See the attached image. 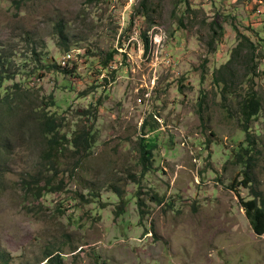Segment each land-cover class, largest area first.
Returning <instances> with one entry per match:
<instances>
[{
  "label": "rangeland",
  "instance_id": "rangeland-1",
  "mask_svg": "<svg viewBox=\"0 0 264 264\" xmlns=\"http://www.w3.org/2000/svg\"><path fill=\"white\" fill-rule=\"evenodd\" d=\"M255 192L264 0H0V264H264Z\"/></svg>",
  "mask_w": 264,
  "mask_h": 264
},
{
  "label": "trees",
  "instance_id": "trees-1",
  "mask_svg": "<svg viewBox=\"0 0 264 264\" xmlns=\"http://www.w3.org/2000/svg\"><path fill=\"white\" fill-rule=\"evenodd\" d=\"M145 1V0H144ZM59 35L61 38H64V29H61V26L58 30ZM113 55H109V57H107V61L105 62V66L108 65V63L111 61ZM225 87H227V82L228 80L226 79H222ZM241 114L243 117V124H242V129L243 132L246 133V139L248 141H251V136L248 132V124L252 121V119H254L258 113L261 111V100L257 97L256 93L254 91H252L249 95L246 96V98L243 100L242 104H241ZM44 126V132L46 135L51 136L50 140H49V151L46 152V156L44 157V161H49L52 159V156L54 157V155L56 153H58L60 151V148L62 147V144L60 142V138H59V130L57 128L56 122L49 118L47 120H45V122L43 123ZM62 139V138H61ZM70 142V141H68ZM74 147L76 148H80L82 147V145L84 144H88V137L87 134H82L78 137H76L72 142ZM143 153L141 155V158L143 159L144 164L148 163V155H150V153H146L147 151V147L146 145H143ZM253 152L252 149H244L242 148L241 152H238L236 154V160L235 162H237V164L239 165H245L247 172H246V177H247V181L245 182L246 187H248L247 183H251V179L250 174H248V170L251 167V162H252V157L248 158V160H244L246 159L245 157L250 153ZM245 155V157H244ZM55 158V157H54ZM44 181V180H43ZM51 178H46L45 179V183H48L46 185L43 186L44 192L46 191V189L48 188V186H51ZM24 185L26 187L27 190H30V192L36 196L37 192L39 190H35L34 186H35V179L27 181H24ZM37 186L40 187L39 181L37 182ZM36 188V187H35ZM43 192V193H44ZM43 193L40 192V194L38 195L41 196ZM242 205L245 209L246 215L248 220L250 221L251 226L253 227L254 231L258 234V235H263L264 234V199L261 197L260 194L258 193H254V199L250 200V201H242ZM45 264H58L57 261L53 258V256L49 253L48 255H46V257L44 258Z\"/></svg>",
  "mask_w": 264,
  "mask_h": 264
},
{
  "label": "built area",
  "instance_id": "built-area-1",
  "mask_svg": "<svg viewBox=\"0 0 264 264\" xmlns=\"http://www.w3.org/2000/svg\"><path fill=\"white\" fill-rule=\"evenodd\" d=\"M72 59V55L71 53H67L65 54L62 58H61V61H60V65L62 66H67L70 62V60Z\"/></svg>",
  "mask_w": 264,
  "mask_h": 264
},
{
  "label": "clouds",
  "instance_id": "clouds-1",
  "mask_svg": "<svg viewBox=\"0 0 264 264\" xmlns=\"http://www.w3.org/2000/svg\"><path fill=\"white\" fill-rule=\"evenodd\" d=\"M67 54V53H66Z\"/></svg>",
  "mask_w": 264,
  "mask_h": 264
}]
</instances>
